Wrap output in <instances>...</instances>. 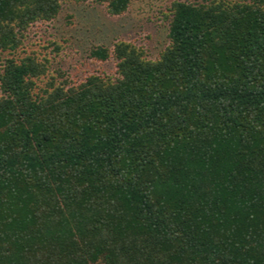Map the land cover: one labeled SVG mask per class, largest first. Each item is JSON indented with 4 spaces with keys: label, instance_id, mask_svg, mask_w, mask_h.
Wrapping results in <instances>:
<instances>
[{
    "label": "trees",
    "instance_id": "trees-1",
    "mask_svg": "<svg viewBox=\"0 0 264 264\" xmlns=\"http://www.w3.org/2000/svg\"><path fill=\"white\" fill-rule=\"evenodd\" d=\"M87 1L134 0H0V264H264V0H173L75 82L25 40Z\"/></svg>",
    "mask_w": 264,
    "mask_h": 264
},
{
    "label": "rangeland",
    "instance_id": "rangeland-1",
    "mask_svg": "<svg viewBox=\"0 0 264 264\" xmlns=\"http://www.w3.org/2000/svg\"><path fill=\"white\" fill-rule=\"evenodd\" d=\"M172 1L134 0L125 13L116 16L90 1L65 2L53 21L30 27L24 49L48 57L51 71H61L75 82L90 73L113 76L114 60L96 61L90 57L91 49H111L124 40L142 47L147 58L154 59L166 45L164 14ZM55 44L60 46L58 53Z\"/></svg>",
    "mask_w": 264,
    "mask_h": 264
}]
</instances>
